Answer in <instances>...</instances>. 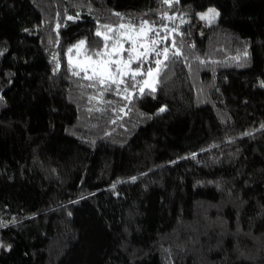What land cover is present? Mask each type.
<instances>
[{
    "label": "trees",
    "instance_id": "16d2710c",
    "mask_svg": "<svg viewBox=\"0 0 264 264\" xmlns=\"http://www.w3.org/2000/svg\"><path fill=\"white\" fill-rule=\"evenodd\" d=\"M0 264H264V0H0Z\"/></svg>",
    "mask_w": 264,
    "mask_h": 264
},
{
    "label": "snow or ice",
    "instance_id": "6c2138e0",
    "mask_svg": "<svg viewBox=\"0 0 264 264\" xmlns=\"http://www.w3.org/2000/svg\"><path fill=\"white\" fill-rule=\"evenodd\" d=\"M164 3L169 4L171 6V4L173 3V0H163ZM176 2H178V0H176ZM116 15H120L119 13H116ZM218 15V13L216 12L215 9H209L208 12L206 13H202L200 18L201 19H215V17ZM68 19H72V17H69ZM169 19H172V17H169ZM147 21L143 22L140 25V28L138 30V32L136 33L137 36L139 35H146L148 31H151V28L146 27L147 26ZM107 31L111 32L112 29L110 26L108 25H104L103 26ZM120 28H125L124 25H120ZM128 32H134L136 31L135 27L133 25H128ZM97 36H104V40H105V49L100 51V52H95L94 55L97 57H107V59H98L95 61L91 60V57H89V61H91V65L92 66V73L93 75L91 76H86V79L92 80L94 78H99V83L100 84H106V83H111V84H121L123 83V80L117 79V76H128L131 75V77L133 79H135V77L137 75L140 74V69L137 68L136 70H132L131 69V63L134 60H142L143 58H146L148 55L149 51H155V48H149L147 45H142L141 47H143L145 50L143 52L138 51V49L136 47L130 48L128 49V59L127 60H121V59H112V57L114 55L119 56L120 53L123 50V46L120 43V38L117 37L114 41H113V46H112V50L108 51L107 50V42L112 39L110 36L106 35V34H102L100 31H97L96 33ZM127 35V34H126ZM127 39L130 40V42L135 45L136 44V36L133 35H127ZM85 41L81 40L79 41V45L75 46V47H80V46H84L85 45ZM153 45H155L156 43H159V41L157 40H153L151 42ZM117 45H120L119 47H117ZM173 46H174V41H173ZM72 49H69V52H71ZM168 51L169 49L165 48L163 50V55L165 60L168 59ZM157 55H160L159 52L156 53ZM173 55H179V52H175L173 53ZM156 67L155 69H149L147 71V75L148 77L152 78L151 81L149 80H145L143 83L144 85H146L147 87L151 88L152 91H155L154 88V84H155V77L159 76L160 72L162 71L163 67H165L166 65L164 64L163 61L161 60H156L155 62ZM115 65V70H111V66ZM85 72H87V68L83 69ZM76 75H79V72L75 73ZM125 91H127V89H125ZM141 92L144 91V88L142 87L140 89ZM161 111H164V109H161ZM133 179H135V177H133Z\"/></svg>",
    "mask_w": 264,
    "mask_h": 264
},
{
    "label": "rangeland",
    "instance_id": "374dc122",
    "mask_svg": "<svg viewBox=\"0 0 264 264\" xmlns=\"http://www.w3.org/2000/svg\"><path fill=\"white\" fill-rule=\"evenodd\" d=\"M146 27L149 28V26L147 25ZM140 26L135 28L136 31L134 32H131V33H126L127 35H133V36H136V44L133 45L129 39H127V35L125 34V37H126V40H129V48H127V46H123V50H128L130 48H133V47H136L138 49V51L140 52H143L145 49L143 47H141L142 45H147L148 47H150V44L148 43V41L146 40V35H139L137 36L136 33L138 32ZM148 33V32H147ZM202 31L200 29L197 28V31L195 33V37H194V40L195 41H198L200 39H202ZM79 45V44H77ZM76 45V46H77ZM123 52V51H122ZM84 50H83V46H80V47H74L73 49V54L70 55L68 57V60L69 62L71 63V65L73 66H76L80 71H83L84 73L88 74V75H93L92 73V66L91 65V61H89V57H85L84 55ZM112 59H121V60H127L128 58L124 59L123 57H116V58H112ZM92 61H95V60H98V59H93L91 58ZM136 61V60H134ZM132 61V62H134ZM132 64V63H131ZM84 68H87V72H85L83 69ZM155 69V68H154ZM111 70H115V67H112L111 66ZM119 77L121 76H117V79H119ZM152 78L148 77L146 78V80H149L151 81ZM155 80H156V77H155Z\"/></svg>",
    "mask_w": 264,
    "mask_h": 264
}]
</instances>
